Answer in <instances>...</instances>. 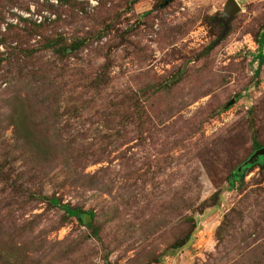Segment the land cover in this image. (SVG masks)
I'll return each mask as SVG.
<instances>
[{
  "label": "rangeland",
  "instance_id": "374dc122",
  "mask_svg": "<svg viewBox=\"0 0 264 264\" xmlns=\"http://www.w3.org/2000/svg\"><path fill=\"white\" fill-rule=\"evenodd\" d=\"M76 1L74 10L62 7L60 0L58 4L24 0L23 5L7 7L0 16L4 17L0 18V33L11 26L25 29L40 25L35 17H48L44 12H49L57 18L46 22L50 30L42 37H62L67 45L79 39L87 41L81 52L71 53L62 62L43 50L37 56L38 67L40 74L50 72L60 86L75 80L77 72L85 76L90 90H79L83 99L95 91L92 82L106 72L105 95L85 115L86 120L90 117V132L87 135L83 130L81 134L92 142L99 137L117 138L114 145L110 137L106 139L102 159H91L85 171L88 176L106 171L107 181L110 178L115 185L111 193L64 188L65 178L52 163L43 169L41 189L22 180L26 188L56 196L64 205L94 211L101 229V238L96 240L77 219L64 221L61 208L36 202L24 215L37 224L28 242L39 237L46 252H51L76 239L81 245L72 255V264H243L240 254L248 247L245 238L253 246L264 244V173L259 167L248 171L244 183L235 188H231L230 178L254 155L249 113L261 105L258 113L264 119V65L260 77L256 76L264 0H236L242 10L224 40L225 24L219 23L229 0ZM42 37L31 40L25 48H37ZM213 44L212 52L206 54V48ZM15 46L19 44L13 43ZM0 53L7 57L6 45L0 46ZM61 70L69 71L71 77L63 80ZM180 74L182 81L175 83ZM5 75L9 76L7 64L0 70L1 94L11 87ZM162 82L170 88L169 93L161 87L155 97L154 91L151 97L142 96L141 90L153 84L158 90ZM135 94L140 96L139 116L134 115L136 99L130 104L120 102ZM21 95L25 98L27 92ZM112 102L120 104V114L110 111L104 118ZM2 103L0 165L4 163L2 155L13 152L10 144L16 143L14 128L6 120L9 110ZM213 104L220 114L208 119ZM27 112L34 114L31 109ZM46 114L41 111L40 120ZM63 123L68 125L69 118ZM260 140L264 143V133ZM14 156L17 161L18 156ZM11 195L9 184L0 179L4 206L21 200ZM182 197L195 207L166 222L165 205L179 203ZM15 212L19 220L23 213ZM188 218L195 220L190 228L192 240L173 250L190 231L179 227ZM227 220L234 222L235 230L221 240L219 229ZM261 251L264 253V246ZM246 261L251 264L253 255Z\"/></svg>",
  "mask_w": 264,
  "mask_h": 264
},
{
  "label": "trees",
  "instance_id": "16d2710c",
  "mask_svg": "<svg viewBox=\"0 0 264 264\" xmlns=\"http://www.w3.org/2000/svg\"><path fill=\"white\" fill-rule=\"evenodd\" d=\"M17 1V5H14ZM60 1L62 7L69 6L74 10V7L77 6L76 0ZM23 4L24 0H0V16L3 15L7 7L13 8ZM79 5L82 4L80 3ZM0 18L3 20L4 17ZM232 23L233 21L230 23V29ZM219 24L223 25L222 22ZM50 26L48 23L42 25L33 24L29 27L26 26L25 29L11 26L6 33H0V46L6 45L8 54L5 57L4 54L0 53V70H4V66L7 64L9 76H5L8 77L7 79L11 83L10 89L2 94L0 93V102H4L2 104L6 103V107L9 110L6 115V120L14 128L17 139H15V144H10L13 152L1 154L4 156V163L0 165V179L3 184H9L12 197H21L20 201H13L6 206L3 205V202H0V264L73 263L72 255L78 253L76 251L78 249L77 245H81L76 239L74 242H72V239L67 240L60 245V249L54 247L55 249L51 252H46L43 244L39 242V237L37 241L30 240L28 242L27 237L30 238L31 235L33 236L35 234L37 224L35 220H26L24 215L29 212L27 210L36 202L46 201L52 207L61 208L65 213L64 221L77 219L82 227L87 228L91 232L93 238L96 240L101 238V229L96 224V218L98 216L94 211H84L82 208L73 207L71 204L64 205L56 196L49 197L43 192L38 193L34 188L28 189L25 187V183H29L33 187L41 189L39 180L42 177L43 169H48L47 165L49 163L56 165L59 173L65 178V182L62 184L64 188H71L70 190H73L79 187L83 190L111 193L115 185V181L110 178L107 181L108 175L106 171H102L93 176H88L85 173L90 164V160L96 157L99 158L105 152V147L103 146L106 139L110 137L111 145L118 142L114 136H108L106 138L99 137L94 142L85 140L86 134L88 135L90 132V129L87 128L90 117L86 120L85 115L91 110L94 103H98L102 95H105L102 91H104L107 74L106 72L99 74L96 82H92L91 85L95 88V91L87 99H83L84 94L79 90L81 88L90 90L87 85L88 80L85 79V76H81L80 73L77 72V78L70 80L67 83L68 85L66 84L65 86L57 84L55 78L48 71L40 74L41 68L38 67L39 62L37 56L43 50L58 57L59 61L62 62L66 61L71 53L81 52L87 46V41L84 39H79L74 44L67 45L62 37L56 39L42 37L45 31L50 30ZM224 29L227 32L225 25ZM226 35L222 34L221 40H224ZM39 36L42 37V41L37 48H25L26 44ZM15 42L19 46L12 47V44ZM9 44H11L10 47H8ZM257 44L259 50L256 58L259 60L260 67L256 76L260 77L262 66L264 65V28L257 36ZM213 49L214 44L206 48L205 53L210 54ZM22 55H25L24 59ZM111 60L108 58L109 63ZM61 72L63 80L71 77L69 71L61 70ZM181 76L182 74L176 78L175 83L182 81ZM159 86L158 90H155V88L157 89L156 84H153L146 90H141L142 96L148 94L151 97V93L154 91L153 95L155 97L157 92L161 90V87H163L165 92H170V88L168 86L165 87L163 82ZM25 91L27 95L25 98H22L21 93ZM6 96L7 98L5 99ZM95 97L97 98L96 101L94 99ZM138 97L140 96L135 94L132 98H122L120 101L121 104H130L133 98L136 99V103L134 102L135 116H139L136 112L138 110L137 107H139L137 101L140 102ZM119 105L118 103L115 104V102H112V106L107 113H105L106 111L103 113L104 118L109 116L108 113L110 111L115 114H120ZM28 109L33 110L34 114L28 115ZM216 109L218 108H214V104L211 105L208 110L210 114L208 119L220 114ZM259 109H262L261 105L249 113L250 121L248 125L254 139L252 154L264 149V143L260 140V137L264 133V119H260ZM41 111L47 113V117H42L40 120L39 115ZM35 114L38 115L36 116ZM65 117L69 118V123L66 126L63 123ZM140 119H142V116H140ZM63 127L65 130H63ZM259 127L262 129L260 130ZM83 130H85L86 134L84 133L82 135L81 132ZM14 155L18 156L17 161L14 160ZM99 159H102V157ZM53 166L50 169L51 171L54 169ZM256 167H259L264 173V157H260L254 164L245 163L238 167L230 178L231 188H235L238 183H244L247 172ZM134 194L135 191L133 190L132 195ZM129 195H131V189L125 192L126 198ZM190 202L192 201L183 197L179 203L168 202L165 205L166 208L163 210L167 211L168 214L163 212V219L166 222H171V219L176 216L178 218L184 216L185 211L195 207V204H191ZM15 211L23 213L19 217V220L15 217ZM234 212L237 213L236 211ZM228 220L219 229L218 236L221 240H224V237L231 229L235 230V228H232L234 222ZM191 226H195L194 218L185 219L179 225L185 231L187 229L189 230ZM192 232L193 229H190L187 236L176 244L173 250H180L186 246L192 240ZM246 241H248L247 238H245V243H247L248 247L244 248L240 254L243 258L240 263L244 260L243 264H245L247 262L246 258L253 255L251 264H264V253L261 251L264 244L253 246ZM221 255L222 251L219 252V258L215 260L216 263L220 261Z\"/></svg>",
  "mask_w": 264,
  "mask_h": 264
},
{
  "label": "water",
  "instance_id": "95a60500",
  "mask_svg": "<svg viewBox=\"0 0 264 264\" xmlns=\"http://www.w3.org/2000/svg\"><path fill=\"white\" fill-rule=\"evenodd\" d=\"M169 1H171V0H169ZM169 1L167 2V4H169ZM241 10L242 9L236 0H229L228 1L226 12L223 15V18L221 20V22L223 24H225V26L227 28L226 33H228V31L230 30V27H229L230 23L234 20V18L238 15V13L241 12ZM226 33H225V35H226ZM260 157H264V149L256 152L246 164H254Z\"/></svg>",
  "mask_w": 264,
  "mask_h": 264
},
{
  "label": "built area",
  "instance_id": "2783aa9c",
  "mask_svg": "<svg viewBox=\"0 0 264 264\" xmlns=\"http://www.w3.org/2000/svg\"><path fill=\"white\" fill-rule=\"evenodd\" d=\"M44 1V0H43ZM52 3H56V4H58L59 2H58V0H52ZM94 4H97V2H95ZM47 15L48 17H45V16H36L35 18H36V21H37V23L38 24H40V25H42V24H45L46 22H51V21H53V20H55L57 17H56V15H54V14H51V13H49V12H44V15Z\"/></svg>",
  "mask_w": 264,
  "mask_h": 264
}]
</instances>
